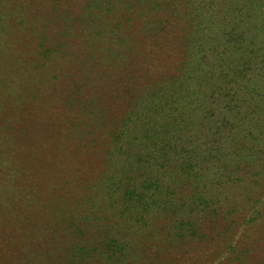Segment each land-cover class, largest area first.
Here are the masks:
<instances>
[{
  "label": "rangeland",
  "instance_id": "1",
  "mask_svg": "<svg viewBox=\"0 0 264 264\" xmlns=\"http://www.w3.org/2000/svg\"><path fill=\"white\" fill-rule=\"evenodd\" d=\"M242 4L0 0V264H264V64L215 77Z\"/></svg>",
  "mask_w": 264,
  "mask_h": 264
},
{
  "label": "trees",
  "instance_id": "2",
  "mask_svg": "<svg viewBox=\"0 0 264 264\" xmlns=\"http://www.w3.org/2000/svg\"><path fill=\"white\" fill-rule=\"evenodd\" d=\"M241 1H243V4L240 8H235L234 11L245 13V18L242 16L234 18L229 34V38L231 40L234 39L233 49L231 50L233 56L220 62V68L219 70L216 69L217 74L215 75L217 79H221L223 82V86L218 88V91L227 95L233 91L235 85L249 83L252 79L258 78L257 75H254V78H248L247 75L256 71L255 68L258 61L264 64V0ZM230 12V10L227 11V13ZM245 23L251 25L254 30V32L251 31L252 34L245 35L244 30L239 29ZM262 77H264V74ZM260 98L264 102V95ZM234 102L232 96L227 102V106ZM218 141H221L220 138Z\"/></svg>",
  "mask_w": 264,
  "mask_h": 264
}]
</instances>
